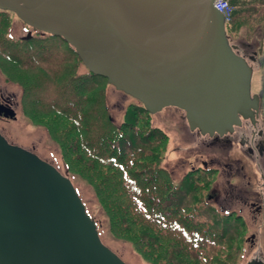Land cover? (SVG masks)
<instances>
[{
	"label": "water",
	"instance_id": "95a60500",
	"mask_svg": "<svg viewBox=\"0 0 264 264\" xmlns=\"http://www.w3.org/2000/svg\"><path fill=\"white\" fill-rule=\"evenodd\" d=\"M214 1L0 0V8L61 36L147 112L173 105L189 129L222 135L252 117L258 96ZM0 116L15 110L0 101ZM0 264H126L100 241L69 178L1 133Z\"/></svg>",
	"mask_w": 264,
	"mask_h": 264
},
{
	"label": "trees",
	"instance_id": "16d2710c",
	"mask_svg": "<svg viewBox=\"0 0 264 264\" xmlns=\"http://www.w3.org/2000/svg\"><path fill=\"white\" fill-rule=\"evenodd\" d=\"M233 5L229 30L264 34V5ZM0 8V73L19 86L27 121L57 144L66 169L91 189L107 230L149 264H237L247 233L235 210L220 211L201 197L210 172L188 169L177 184L160 165L167 134L148 122L140 104L128 103L114 121L105 77L90 72L61 36L33 28L8 35L11 19ZM99 234V224L93 220Z\"/></svg>",
	"mask_w": 264,
	"mask_h": 264
},
{
	"label": "rangeland",
	"instance_id": "374dc122",
	"mask_svg": "<svg viewBox=\"0 0 264 264\" xmlns=\"http://www.w3.org/2000/svg\"><path fill=\"white\" fill-rule=\"evenodd\" d=\"M238 1L240 5H264V0ZM10 19L9 36L21 37L27 34L29 29L13 12L10 13ZM228 23L224 24L226 29H229ZM260 32L259 28L253 27L252 33L247 36L248 32L242 29L244 35L242 37H246L245 39L251 42L252 46L249 49L253 48L255 52L253 58L250 57L252 68L251 91L253 94H261L264 84V34L260 36ZM0 92L10 97L15 110L14 118L0 117V133L9 142L31 150L40 158L50 162L64 176L69 178L84 205L85 212L99 224V239L107 248L126 264H149L133 249L130 243L113 238L110 235L107 230L106 217L96 202L90 187L80 177L66 169L59 147L47 136L44 128L41 125L27 121L22 115L17 102L19 86L11 81H4L1 73ZM139 102L131 95L116 89L111 84H107L106 103L110 116L114 121H121L128 103L140 104L141 102ZM147 113L149 124L160 128L167 134L166 145L160 153V165L169 170L175 184L179 182L181 176L188 171L191 165L198 162L200 154H203L201 157L204 159L208 156H216L222 161L239 155L235 145L226 149L213 148L207 152L202 151L204 147L200 142L194 141V135L189 130L185 113L181 108L166 105L156 111ZM193 142L201 145L199 151L192 149ZM241 164L242 168L239 171L245 176L230 177L231 184L235 185L233 186L234 191H231L229 186L219 183L212 189L204 191L201 197L206 204H210L215 209H221L222 211L235 210L243 216L242 218L247 225V233L242 243L243 248L238 256L237 264H246L252 259L264 264V163L242 158ZM209 176L213 178L211 174ZM215 195L217 197L216 202L214 201ZM232 196L240 197L242 200L258 197L259 210L256 212L254 207L243 206L241 202L236 203ZM218 206L220 207L218 208ZM251 235H253L252 238Z\"/></svg>",
	"mask_w": 264,
	"mask_h": 264
},
{
	"label": "flooded vegetation",
	"instance_id": "af4514ba",
	"mask_svg": "<svg viewBox=\"0 0 264 264\" xmlns=\"http://www.w3.org/2000/svg\"><path fill=\"white\" fill-rule=\"evenodd\" d=\"M225 32L229 43L235 45L234 51L242 55L250 65V57L253 58V54L255 52L253 51V48L249 49L252 44L250 41L245 39L246 37H242L244 36L242 30L233 31L225 28ZM250 92L253 94L251 91V82ZM256 94L258 96L257 108L254 109L252 117L244 118L240 116V123L238 125H234L231 132H226L222 135L217 133L209 135L208 133L203 134L197 129H189L192 135H194V141L200 142V144L203 145L202 147H204V149L202 151L205 150V152H207L213 148L226 149L235 145L237 154H239L229 158V160L223 161L218 159L216 156H208L206 159H204L201 157L203 154H200L198 162L189 167V169H196V172L200 173L210 172L211 176L213 177L211 184L212 187L219 183H223V185L229 186L231 191H234L235 188L233 186L235 185L231 184L230 177L245 176L239 171V169L242 168V158H248L249 160L258 163H264V91L261 94ZM0 101L4 104L8 103L10 106H12L10 97L5 96L2 92H0ZM200 144L194 143L192 149L199 151V147L201 146ZM216 198L217 197L215 195V202L217 201ZM233 199L236 203L241 202L243 206L249 205L254 207L256 212L259 210L260 204L258 202V197L252 199L247 198L243 200L240 197H233ZM219 207L220 206H218V208Z\"/></svg>",
	"mask_w": 264,
	"mask_h": 264
},
{
	"label": "built area",
	"instance_id": "2783aa9c",
	"mask_svg": "<svg viewBox=\"0 0 264 264\" xmlns=\"http://www.w3.org/2000/svg\"><path fill=\"white\" fill-rule=\"evenodd\" d=\"M215 7L222 13L224 24L230 22L232 18L233 5L228 0H215Z\"/></svg>",
	"mask_w": 264,
	"mask_h": 264
}]
</instances>
